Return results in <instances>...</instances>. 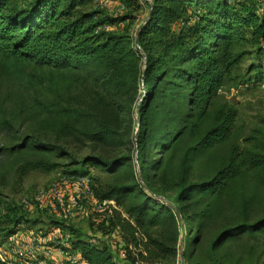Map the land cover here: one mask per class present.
Returning a JSON list of instances; mask_svg holds the SVG:
<instances>
[{
    "label": "rangeland",
    "instance_id": "1",
    "mask_svg": "<svg viewBox=\"0 0 264 264\" xmlns=\"http://www.w3.org/2000/svg\"><path fill=\"white\" fill-rule=\"evenodd\" d=\"M139 4L138 10H132L124 0H92L91 7L112 17L126 15V20L108 29L134 36L146 9L145 2ZM233 52L242 55L217 89L197 131L208 127L212 109L225 102L235 109L229 136L201 150L195 144L197 133L190 134L186 126L182 134L167 141V134L175 130L170 119L177 111L188 110L182 105V96L168 94L166 89L167 97L160 100L154 120L157 135L166 134L162 140L150 141L142 153L136 141L138 107L144 95L140 82H128L113 91L101 85L103 68L97 61L58 68L0 54V207L8 206L7 211L0 212V233L12 227L10 219L14 215L29 221L28 226L17 230L21 234L25 230L45 234L51 228L50 221H61L78 229L85 239H99V244L107 245L119 256L123 250L119 232L99 227L106 218L104 210L87 207L86 216L77 213L66 219L36 204L21 205L22 200L54 181L87 175L93 190L135 181L136 190L171 208L169 214L160 213L159 222L148 229L152 237L174 248V255L156 264H264V230L223 237L212 245L222 229L264 217V184L256 171L241 163L239 176L217 196L194 194L187 200H175L180 183L208 180L236 152L264 153V54L256 53L254 45L243 41L233 46ZM100 123L111 129V136L93 141L89 133ZM161 142L163 147L156 144ZM192 147L197 148L186 152ZM185 153L187 161L183 164ZM117 157L122 158L121 164L109 168L85 161ZM38 159L55 163L56 167L17 173L20 164ZM115 207L124 215L121 207ZM180 242L183 253L177 254ZM7 255L11 262L17 260L13 253Z\"/></svg>",
    "mask_w": 264,
    "mask_h": 264
},
{
    "label": "trees",
    "instance_id": "2",
    "mask_svg": "<svg viewBox=\"0 0 264 264\" xmlns=\"http://www.w3.org/2000/svg\"><path fill=\"white\" fill-rule=\"evenodd\" d=\"M132 10H138L139 0H124ZM145 14L134 36L116 33L108 28L128 17L108 16L91 7L92 0H0V54L13 59L31 60L37 65L67 68L88 60L103 68L101 85L116 91L128 82H140L144 95L138 107L139 127L137 150L144 151L153 139L162 140L154 125L155 111L166 89L181 97L187 112L177 111L170 119L175 130L168 139L183 133H197L199 120L212 104L217 89L237 64L242 53L233 46L243 41L254 45L255 52L264 54V0H148ZM235 109L225 102L212 109L211 123L197 133L196 145L205 150L225 140L230 134ZM111 136V129L100 123L89 133L93 141ZM164 146V143H156ZM192 147L186 152H190ZM59 151V150H58ZM192 156V155H191ZM190 158V155L188 159ZM93 166L115 167L122 158L101 161L85 160ZM187 161L186 153L182 159ZM256 171L264 184V153L249 150L229 156L225 165L208 180L187 185L179 184L175 200H187L194 194L215 197L238 177L241 166ZM55 163L43 159L28 160L17 167L19 175L29 170H52ZM138 184L97 186L94 195L99 200H113L116 206L99 227L117 229L123 243V256L114 255L99 239H85L78 229L61 221H50L51 227L68 235L70 247L77 250L84 264H156L159 259L174 255V248L152 237L148 229L160 220V213L171 208L156 200ZM7 204L5 210L7 211ZM180 214V209L177 208ZM180 216V215H179ZM12 227L0 235L4 242L19 227L29 221L14 215ZM64 224V225H63ZM264 230V217L251 222H239L222 229L212 241L233 237L244 231ZM183 253V250H182ZM181 253V254H182ZM0 264H9L1 261Z\"/></svg>",
    "mask_w": 264,
    "mask_h": 264
},
{
    "label": "built area",
    "instance_id": "3",
    "mask_svg": "<svg viewBox=\"0 0 264 264\" xmlns=\"http://www.w3.org/2000/svg\"><path fill=\"white\" fill-rule=\"evenodd\" d=\"M142 1L144 0H139V2ZM31 204H36L40 209H46L66 219L72 218L77 213L86 216L87 207L95 211L104 210L106 217L113 209H116L113 200H99L95 197L91 180L87 175H76L54 181L36 191L28 200L21 201L22 207H28ZM4 205L0 207L1 213L5 212ZM113 230L118 233L117 229ZM41 232L37 230L21 234L17 231L10 234L6 238L7 243L0 246V260L8 261L9 264H84L78 251L70 247L67 234H63L54 227L45 234ZM182 250L183 246L180 242L176 253H182ZM9 252L17 257L14 263L7 259ZM55 253L61 257V260L53 263ZM120 256H123V250Z\"/></svg>",
    "mask_w": 264,
    "mask_h": 264
},
{
    "label": "crops",
    "instance_id": "4",
    "mask_svg": "<svg viewBox=\"0 0 264 264\" xmlns=\"http://www.w3.org/2000/svg\"><path fill=\"white\" fill-rule=\"evenodd\" d=\"M32 230H25V232L24 233H28V232H31ZM61 260V257L60 256H58V255H56V253L53 255V259H52V261H53V263L55 262H58V261H60ZM51 261V262H52Z\"/></svg>",
    "mask_w": 264,
    "mask_h": 264
}]
</instances>
